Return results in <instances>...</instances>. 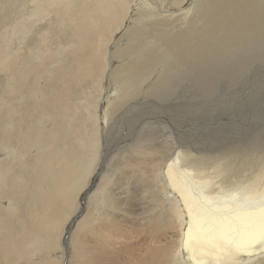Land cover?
Wrapping results in <instances>:
<instances>
[{
	"label": "bare ground",
	"instance_id": "obj_1",
	"mask_svg": "<svg viewBox=\"0 0 264 264\" xmlns=\"http://www.w3.org/2000/svg\"><path fill=\"white\" fill-rule=\"evenodd\" d=\"M263 60L264 0H0V264H264V115H178Z\"/></svg>",
	"mask_w": 264,
	"mask_h": 264
},
{
	"label": "rangeland",
	"instance_id": "obj_2",
	"mask_svg": "<svg viewBox=\"0 0 264 264\" xmlns=\"http://www.w3.org/2000/svg\"><path fill=\"white\" fill-rule=\"evenodd\" d=\"M240 86H243L242 92H238ZM154 88L155 87H152V89ZM160 92L164 93L166 92V89L165 90L162 89ZM148 97H150V99H148L147 101L148 104L146 105L144 104L145 100H143V102H139V101L132 102L130 104L132 108L128 111L132 112V114H138V115H147L148 113L151 112H155L156 114H160V115H165V113L160 109V107L156 105L155 102L153 101L152 98H155L154 95L151 94ZM262 104H264V60L262 61V64H258V66L253 67V69L250 72L241 74L238 86L235 87L234 89L228 90L221 98V100H219L218 102H214L202 109L195 110L193 112L191 110L183 108L178 115H201L199 116L200 119L210 118V116L208 115H228V118H226V123H230L231 125H234L237 122V115L239 116L264 115V111H262V106H261ZM175 111H179V110H175L170 106L166 105V112H175ZM126 124L132 126L130 122H127ZM115 127L111 128V130L107 128L105 130L104 137L109 138L112 132L115 131L114 130ZM117 129L119 131L125 132L123 134L127 135V133H129L131 128L126 127L125 124L122 123L121 125H119V127L117 126ZM229 130H227L226 132H228ZM245 130H247V126ZM234 136H236V133L233 132L231 138H233ZM64 234L65 233L63 232V234L61 235V243ZM63 249L64 247L61 246L59 250L55 251V254L61 256L60 259L61 264H63V259L65 257V255L63 254ZM73 252L77 253L76 256H74L75 254ZM68 253L69 254H67V260H68L67 264H72V263L82 264V262H80L81 260L78 261L79 257L82 258L81 255L82 253L80 251L75 252L73 251V249H71V247H68ZM71 255H73V257ZM70 259L72 262L70 261Z\"/></svg>",
	"mask_w": 264,
	"mask_h": 264
},
{
	"label": "water",
	"instance_id": "obj_3",
	"mask_svg": "<svg viewBox=\"0 0 264 264\" xmlns=\"http://www.w3.org/2000/svg\"><path fill=\"white\" fill-rule=\"evenodd\" d=\"M84 201L85 200L81 199V201H80L81 207L84 204ZM70 229H71L70 227H67L66 228V230L64 232L65 234H64V237H63V240H62V245L64 246V255H65V257L63 259V264H67V254H68V251L66 249V240H67V238L69 236Z\"/></svg>",
	"mask_w": 264,
	"mask_h": 264
}]
</instances>
